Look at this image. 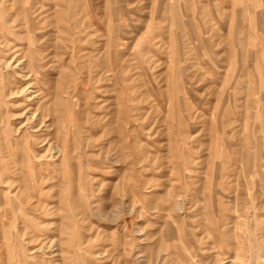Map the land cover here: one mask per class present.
Here are the masks:
<instances>
[{"label":"rangeland","instance_id":"374dc122","mask_svg":"<svg viewBox=\"0 0 264 264\" xmlns=\"http://www.w3.org/2000/svg\"><path fill=\"white\" fill-rule=\"evenodd\" d=\"M0 264H264V0H0Z\"/></svg>","mask_w":264,"mask_h":264}]
</instances>
